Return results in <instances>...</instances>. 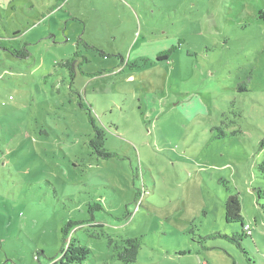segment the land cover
Masks as SVG:
<instances>
[{
  "label": "rangeland",
  "instance_id": "1",
  "mask_svg": "<svg viewBox=\"0 0 264 264\" xmlns=\"http://www.w3.org/2000/svg\"><path fill=\"white\" fill-rule=\"evenodd\" d=\"M128 239L264 264V0H0V264H127Z\"/></svg>",
  "mask_w": 264,
  "mask_h": 264
},
{
  "label": "trees",
  "instance_id": "2",
  "mask_svg": "<svg viewBox=\"0 0 264 264\" xmlns=\"http://www.w3.org/2000/svg\"><path fill=\"white\" fill-rule=\"evenodd\" d=\"M174 49L173 47L167 51L161 52L160 54L157 55V60H168V57L170 54L173 52ZM22 53V52H21ZM19 52L18 55H21ZM22 57H25V55H21ZM81 106L84 105L83 103L80 104ZM93 122V120L91 119ZM104 141H105V136L102 130L98 129L94 125V131L92 136L89 138V145L92 147L93 151L102 158H109L112 153L107 152L106 149L104 148ZM241 212V207H240V201L239 198L236 195H229L225 201H224V213H225V219L227 222H240L241 226L243 227V233L245 235H250L251 234V229L249 226V230L245 228L246 225H243L242 222V216L240 214ZM72 223H68L67 227L64 229V233L66 234L67 228L71 227ZM241 233L238 236H231L229 237L230 240L234 243H236L238 246H240V241L241 237L243 235ZM127 246L124 248L123 252H118L117 257L118 259L122 260L123 262L130 264L133 263L136 257V254L138 252V245H139V240L138 239H128L125 241ZM81 250L78 249L75 254L82 253L83 254V249L82 252Z\"/></svg>",
  "mask_w": 264,
  "mask_h": 264
},
{
  "label": "built area",
  "instance_id": "3",
  "mask_svg": "<svg viewBox=\"0 0 264 264\" xmlns=\"http://www.w3.org/2000/svg\"><path fill=\"white\" fill-rule=\"evenodd\" d=\"M245 228H246L247 230H249V225H246Z\"/></svg>",
  "mask_w": 264,
  "mask_h": 264
}]
</instances>
